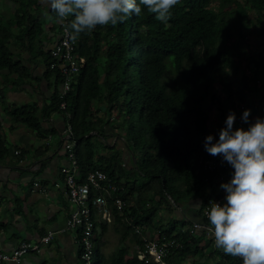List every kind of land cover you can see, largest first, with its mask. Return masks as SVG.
Masks as SVG:
<instances>
[{
    "label": "trees",
    "instance_id": "trees-1",
    "mask_svg": "<svg viewBox=\"0 0 264 264\" xmlns=\"http://www.w3.org/2000/svg\"><path fill=\"white\" fill-rule=\"evenodd\" d=\"M21 2L13 23L18 29L14 38L22 53L35 59L44 57L41 77L34 79L48 82L51 96L39 116L32 106L10 112L12 123L43 137L46 131L42 124L51 114H59L71 126L81 177L100 170L117 184L123 183L124 191L119 195L126 206L122 212L112 208L113 224L122 229L120 246L105 258L97 236L90 264H155L136 259L142 241L133 231L142 225L159 239L181 245L171 249L165 264H217L214 258L218 252H203L208 242L205 234H189L192 222L180 220L177 228L173 220L167 228H156L154 219L163 207L173 211L167 199L170 197L182 209L193 207L197 222L206 223L203 207L221 196L212 185L222 168L207 172L200 163L211 156L203 147L204 137L210 133L209 108L216 111V132L224 126L228 111L235 112V102L242 110L254 109L258 117H264V96L260 95L264 89V54H247L250 76L231 80L242 69L239 54L248 50L243 31L258 25L264 38V0H179L167 22L143 10L115 26L97 25L76 39L71 35V17L60 19L49 8L53 23L45 29L38 16L28 13L30 6L39 8L36 0ZM10 28L0 25V72L6 71L18 81L30 79L31 73L20 59L13 58L9 48ZM63 29L74 43L73 57L84 58L85 66L61 98L63 77L57 66L50 68L57 61L44 48L48 43L52 46ZM48 32L51 35L46 36ZM101 56L103 64L98 61ZM217 85L225 87L220 96ZM61 103L66 105L64 110ZM113 115L117 116L115 121H111ZM105 129L120 130L124 137L111 134L118 144L109 145L103 137ZM120 141L124 147L119 148ZM97 147L112 152L101 159ZM8 152L6 141L0 137V162ZM214 157L221 158L219 154ZM106 227L97 226L99 236ZM129 236L136 244L131 257H127L129 250L124 246ZM83 252L79 247L78 264H86L81 259ZM219 264L242 261L225 254Z\"/></svg>",
    "mask_w": 264,
    "mask_h": 264
},
{
    "label": "crops",
    "instance_id": "crops-1",
    "mask_svg": "<svg viewBox=\"0 0 264 264\" xmlns=\"http://www.w3.org/2000/svg\"><path fill=\"white\" fill-rule=\"evenodd\" d=\"M21 1L0 0V25H11L9 48L13 58L20 59L32 76L18 81L14 75L0 72V137L9 151L0 162V253L61 229L69 211L59 174L60 168L67 164L61 148L66 121L59 114H51L49 121L42 124L46 135L40 137L24 125L12 123L9 116L13 110L31 106L38 110L39 116L51 96L48 82L34 79L41 77L43 63L22 53L14 38L18 29L13 23ZM36 4L39 8L30 6L28 13L38 16L48 29L52 25L46 9L49 6L46 0H36ZM42 147L45 150L38 151ZM14 151H19L22 157ZM175 213L176 221L197 222L193 207L186 206ZM77 257V245L71 234L65 233L55 236L40 252L23 257L21 264H78Z\"/></svg>",
    "mask_w": 264,
    "mask_h": 264
},
{
    "label": "clouds",
    "instance_id": "clouds-1",
    "mask_svg": "<svg viewBox=\"0 0 264 264\" xmlns=\"http://www.w3.org/2000/svg\"><path fill=\"white\" fill-rule=\"evenodd\" d=\"M179 0H46L60 19L71 17L72 38L97 25L122 23L143 10L167 22ZM250 109L241 120L248 123ZM236 113L228 111L224 126L204 137L207 153L231 166L230 178L221 182L223 202L209 201L206 215L214 244L225 254L239 257L242 264H264V117H257L246 128L235 127Z\"/></svg>",
    "mask_w": 264,
    "mask_h": 264
},
{
    "label": "built area",
    "instance_id": "built-area-1",
    "mask_svg": "<svg viewBox=\"0 0 264 264\" xmlns=\"http://www.w3.org/2000/svg\"><path fill=\"white\" fill-rule=\"evenodd\" d=\"M73 48L74 43L66 29L62 30L57 36L56 42L48 48L50 56L57 61L56 64H51L50 68L57 66L63 77V83L59 89V97L61 98L69 91L74 76L85 66L84 58L77 59L73 57ZM65 108V103H61L60 109L64 110ZM68 118L69 116H67ZM62 137L61 148L67 164L60 168L59 174L69 206L65 224L57 231L47 232L35 242L23 241L10 252L0 253V264H21L23 257L40 252L41 248L49 244L55 236L65 233L71 234L73 242L78 247L83 248L84 252L81 259L86 264H90L93 241L97 238V226H108L113 222V207L117 212H122L126 206L125 200L119 195L124 191L123 183L117 184L100 170L90 172L84 178L81 177L75 153L76 146L75 142L72 141V129L68 122L65 125ZM114 143H116V138L111 141L112 145ZM14 154L18 156L20 152L14 151ZM200 163L207 172H211L217 167L222 168L212 185L214 188L230 178L231 166L222 158L217 159L211 155L209 158L201 160ZM35 186L37 185L35 184ZM218 193L221 195L220 198L212 200L222 203L225 192L220 188ZM167 199L171 206L175 208V211H181V208L174 204L170 197H167ZM208 203L202 209V216L206 223L192 222L189 234L202 232L206 238L213 240L211 226L206 215ZM133 232L141 237L142 241V249H139L136 255V259L139 261L165 264L163 260L169 255L171 249L181 247L175 240H166L163 237L159 239L155 233L149 231L144 225L135 226Z\"/></svg>",
    "mask_w": 264,
    "mask_h": 264
},
{
    "label": "rangeland",
    "instance_id": "rangeland-1",
    "mask_svg": "<svg viewBox=\"0 0 264 264\" xmlns=\"http://www.w3.org/2000/svg\"><path fill=\"white\" fill-rule=\"evenodd\" d=\"M46 9L48 10V7ZM252 17H253V14H250L249 18H252ZM258 27L259 26L256 25L255 28L248 29V30L245 29L243 31V34L245 35L243 43L246 44L248 50L245 53L241 52L239 54L238 61H239L240 66L242 67V69L237 72L236 77L232 76L231 80H236L237 78H239L242 75L250 76L251 70L246 66L247 60L250 59V57H248L247 54L254 53V56H255V53L257 51L264 54V38H262L259 35ZM50 33L51 32H48L46 36L51 35ZM43 40L44 39H41V42ZM232 41L236 42L237 37H234ZM43 42H42V44H44ZM50 46H51L50 43L46 44L44 50L45 51L48 50V48ZM37 58L40 62H43L42 60L44 57L42 58L41 56H39ZM253 60H257V58H254ZM98 61L100 62V64H103V62H104L103 57L101 56ZM226 85H231V82H227ZM224 88L225 87L222 85H217L216 86V94L220 96L222 94L221 91ZM260 95L264 96V89L260 90ZM234 108H235V112H236V119H235L234 125H233L234 128L235 127H244L245 128V125L247 123H245L241 120V113L243 110H242L240 104L238 102H235ZM257 117L258 116H257V113L255 112V110L250 109V115H249L248 123L253 122ZM116 118H117V116L113 115L111 117V121H115ZM216 121H217L216 120V111L211 107V108H209L208 125H209L210 133L213 134L214 140L218 137V132H216V130L214 129V125H215ZM111 134H115V136L120 135V136L124 137L123 132L120 130L113 132V130L111 131L110 129H105V134L103 137L109 145L111 144L112 139L114 140L116 138L113 136L110 137ZM115 144H118V143H114V145ZM120 144L121 145H118L119 148L121 146L124 147V144L121 143V141H120ZM118 146H116V149L118 148ZM97 149H98V155H100L101 159H107L108 156L112 152L111 150H105V151L101 150L98 147H97ZM124 168H126V166ZM214 189L216 190V192H218L220 190L219 185H216V188H214ZM172 208H173V211L168 209V208H165V207L161 208L160 211L158 210L157 216L154 219V226L156 228L157 227L167 228L168 224L172 223V221L175 220V218H176V215H175L176 213L174 210L175 208L174 207H172ZM180 225H181L180 221L177 220L176 227L180 228ZM153 229H154V227H153ZM121 230L122 229L120 226H115L112 222L110 225H108L106 227V231L103 234H101L100 236H99V231L98 230L96 231V234H97L99 241H100V252L103 254V256L105 258H109L111 255H113L114 252L117 250V248L120 246L119 238H120ZM205 241H208V242H206V244H205L206 248L203 251L204 254H207L208 252H218V255L214 258V260L217 262V264H219L221 257L223 255H225V253L221 249H219L215 246L214 241L212 239L208 240V238H207V240H205ZM124 246L127 247L129 250L127 257H131L133 255V253L136 251V249H135L136 244L134 243V239L132 236H129L126 239ZM201 246H204V244H202ZM77 248H79V247L77 246ZM93 264H94V261H93Z\"/></svg>",
    "mask_w": 264,
    "mask_h": 264
},
{
    "label": "bare ground",
    "instance_id": "bare-ground-1",
    "mask_svg": "<svg viewBox=\"0 0 264 264\" xmlns=\"http://www.w3.org/2000/svg\"><path fill=\"white\" fill-rule=\"evenodd\" d=\"M132 235V234H131ZM104 238V237H103Z\"/></svg>",
    "mask_w": 264,
    "mask_h": 264
}]
</instances>
